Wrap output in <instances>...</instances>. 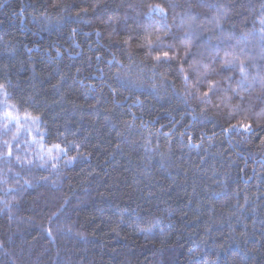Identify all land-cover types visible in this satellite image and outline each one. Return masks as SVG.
I'll list each match as a JSON object with an SVG mask.
<instances>
[{"label":"trees","instance_id":"obj_1","mask_svg":"<svg viewBox=\"0 0 264 264\" xmlns=\"http://www.w3.org/2000/svg\"><path fill=\"white\" fill-rule=\"evenodd\" d=\"M262 37L264 0H0V98L60 152L0 118V264H264Z\"/></svg>","mask_w":264,"mask_h":264},{"label":"rangeland","instance_id":"obj_2","mask_svg":"<svg viewBox=\"0 0 264 264\" xmlns=\"http://www.w3.org/2000/svg\"><path fill=\"white\" fill-rule=\"evenodd\" d=\"M6 112H11L13 117H18L19 120L17 122L16 119H12L10 117H5ZM0 118L5 120L8 125L11 123H15L16 125V133L19 137H23V141L30 140V144L35 147V155L39 158H48V160H58L60 158V152L55 148L46 147L41 142L38 137L37 131V123L36 120L28 118L26 116L18 115L15 108L10 105L8 102L6 103L5 98H0ZM29 144V143H28ZM21 148V147H20Z\"/></svg>","mask_w":264,"mask_h":264},{"label":"snow or ice","instance_id":"obj_3","mask_svg":"<svg viewBox=\"0 0 264 264\" xmlns=\"http://www.w3.org/2000/svg\"><path fill=\"white\" fill-rule=\"evenodd\" d=\"M156 11H159V12H163L164 10H163V8L161 7V6H159V5H156L155 7H153V6H149V12L148 13H146V15H151V13H153V12H156ZM73 31H75V30H73ZM246 35V34H245ZM262 39H264V37H262ZM243 51V50H242ZM164 56L165 57H167L168 56V53H164ZM157 59H159V57H157ZM236 59V61L239 63V65H240V69H241V72L243 73L244 72V64H245V60H243V59H240L239 57H236L235 58ZM228 62L226 61V64H227ZM4 86L3 85H0V88H3ZM205 95H207V93H205ZM5 117H10V118H12V119H16L17 120V122H18V120H19V118L18 117H13L12 116V113L11 112H6L5 113ZM35 119V118H34ZM241 127H245V128H247L248 126L247 125H240ZM5 127H7V125H5ZM233 127H236V126H233ZM6 144H7V142H5ZM54 147H59L58 145L57 146H54ZM9 156L12 154V152H11V147L9 146V148H8V153H7ZM17 159H19V157H17ZM51 230L49 229V232H50Z\"/></svg>","mask_w":264,"mask_h":264}]
</instances>
